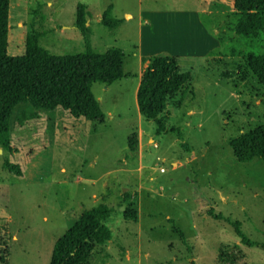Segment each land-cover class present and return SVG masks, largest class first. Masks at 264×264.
<instances>
[{
  "label": "rangeland",
  "instance_id": "obj_1",
  "mask_svg": "<svg viewBox=\"0 0 264 264\" xmlns=\"http://www.w3.org/2000/svg\"><path fill=\"white\" fill-rule=\"evenodd\" d=\"M150 1L112 0L115 18L123 19L124 11L133 15L113 29L100 23L110 0L43 4V12L53 11L51 22L61 26L74 25L77 3L85 4L92 50L121 49L123 77L92 84L102 123L61 108H14V150L0 149V238L8 264H48L55 241L82 211L100 203L113 208L104 221L112 237L96 245L85 264H264V160L239 162L230 146L240 133L264 124V86L245 63L248 53L264 50V35L246 41L235 32L231 0ZM146 18L153 26L144 25V54L177 57L191 74L183 95L168 101L160 134L139 113L135 95L134 48ZM204 30L218 37L219 47L204 59L189 55L193 45L202 46ZM70 32L57 36L60 46L45 47L54 54L84 50L79 31ZM139 131L141 156L138 139L136 150L128 149V137ZM4 159L18 163L23 175L5 169ZM124 192L137 204V220L123 216L129 204ZM236 222L250 244L240 242Z\"/></svg>",
  "mask_w": 264,
  "mask_h": 264
},
{
  "label": "trees",
  "instance_id": "obj_2",
  "mask_svg": "<svg viewBox=\"0 0 264 264\" xmlns=\"http://www.w3.org/2000/svg\"><path fill=\"white\" fill-rule=\"evenodd\" d=\"M9 0H0V149L12 152L10 119L14 108L27 103L31 108L54 110L61 108L72 117H84L102 123L104 113L92 92V84L99 82L110 85L123 77V53L112 47L103 53H96L90 46L91 30L88 24L90 14L87 6L77 3L75 26L82 36L84 50L67 54H54L40 43L42 33L36 24L43 4H36L29 10L28 38L26 50L20 55H10L8 47ZM236 14L234 29L246 41L256 40L264 35V0H231ZM109 5L101 16L100 23L110 29L123 19L115 18ZM246 67L264 86V50L260 54L248 53ZM191 74L184 71L177 57L162 54L150 57L143 71L136 93L139 113L156 123V134L166 131L165 118L168 101L187 90ZM187 85V86H186ZM181 104V100L177 103ZM33 110V111H34ZM27 113L29 117L34 112ZM170 130L174 131V128ZM179 136L180 133L178 132ZM234 157L239 162L252 159L264 160V124L240 133L230 141ZM137 148L136 134L128 137V149ZM3 167L16 176L23 172L18 163L3 160ZM128 201L123 216L137 220V204L130 201V194L124 192ZM113 208L100 203L81 212L77 220L55 241L48 264H85L96 245L111 239V231L104 224ZM234 232L243 244H250L240 223H234ZM5 241L0 238V264L6 262L2 252Z\"/></svg>",
  "mask_w": 264,
  "mask_h": 264
},
{
  "label": "crops",
  "instance_id": "obj_3",
  "mask_svg": "<svg viewBox=\"0 0 264 264\" xmlns=\"http://www.w3.org/2000/svg\"><path fill=\"white\" fill-rule=\"evenodd\" d=\"M111 2L109 4H114L112 3V0H110ZM139 1H145V0H139ZM155 1V2H154ZM151 0L149 4H157V1L159 0ZM161 1V0H160ZM190 1L191 3H196V4H204L205 1H207V4H209V2L211 0H187ZM221 0H213V4H220ZM39 2H41L42 4H45L47 8H53V4H59L58 0H39ZM9 4V9H8V47H7V52L9 54H23L26 50V41L28 38V22H29V10L32 6H29V4H36V0L35 2H33V0H9L8 1ZM141 4V3H140ZM113 8V5H112ZM199 8V7H198ZM199 10V14L203 12V10ZM42 13H40L39 17H38V21H37V28L40 30V32L42 33V36L40 37V43L43 47H45L44 44H47L48 42H52V45L54 46H60V44L55 42V39L58 38L57 36L60 37H65L67 32H76L78 31L76 29L75 26V22L74 25H64L61 26L58 23L55 22H51L52 20V14L53 11L51 10V12L49 13H45V11L43 12V8H42ZM49 11V10H48ZM149 14H153V11L149 10L148 12ZM198 12H195L194 14L197 15ZM142 14H143V10L142 7L138 12V20L140 22V20H142ZM127 16H129V18H127ZM133 18V15L128 12V11H124L123 12V20L125 21H130ZM127 19V20H126ZM147 19V18H146ZM101 20V18H100ZM90 22V18L88 19V24ZM147 22L149 23L150 20L147 19ZM145 24L143 22H141L139 24V30H140V41L138 42V45L136 46V48H134V50L136 52V58H137V65H138V74H137V81L135 83V95L137 93V89H138V85L139 82L141 80L142 74L144 69L146 68L149 59L151 56H153L152 52H148L147 54H144V50L146 48H144V31H145V26L148 25V27H152L153 23L152 21L149 24ZM145 25V26H144ZM204 29V28H203ZM71 33V32H70ZM204 35H205V39L201 40V47H198L196 43L195 45H193V54H189V55H198L200 57H206L209 53H211L212 51H214L216 48L219 47L220 43L218 40V37L215 36L214 34H210L207 31L204 30ZM44 39L45 43H42V40ZM61 39V38H59ZM208 41L209 43L205 42ZM203 41L205 42L203 44ZM49 46V45H48ZM45 47L46 49H49V47ZM10 50V51H9ZM192 50V49H189ZM11 52V53H10ZM202 59V60H203ZM58 108L54 109L57 110ZM142 131H139L137 135V139L139 141V156H141V149H142V145H141V141H142ZM150 140V139H149ZM172 164H174L172 162ZM138 171L141 169V167L139 166ZM127 190V189H126ZM112 237V234H111ZM109 241V240H108ZM106 241V242H108ZM103 245V244H102ZM128 258V256H127Z\"/></svg>",
  "mask_w": 264,
  "mask_h": 264
},
{
  "label": "water",
  "instance_id": "obj_4",
  "mask_svg": "<svg viewBox=\"0 0 264 264\" xmlns=\"http://www.w3.org/2000/svg\"><path fill=\"white\" fill-rule=\"evenodd\" d=\"M121 209H124V207H122Z\"/></svg>",
  "mask_w": 264,
  "mask_h": 264
},
{
  "label": "built area",
  "instance_id": "obj_5",
  "mask_svg": "<svg viewBox=\"0 0 264 264\" xmlns=\"http://www.w3.org/2000/svg\"><path fill=\"white\" fill-rule=\"evenodd\" d=\"M161 171H163V169H161Z\"/></svg>",
  "mask_w": 264,
  "mask_h": 264
}]
</instances>
